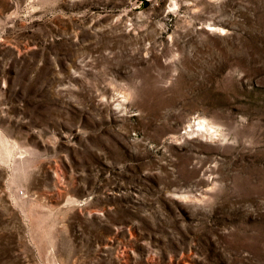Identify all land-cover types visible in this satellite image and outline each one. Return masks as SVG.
Masks as SVG:
<instances>
[{"label": "rangeland", "instance_id": "obj_1", "mask_svg": "<svg viewBox=\"0 0 264 264\" xmlns=\"http://www.w3.org/2000/svg\"><path fill=\"white\" fill-rule=\"evenodd\" d=\"M0 264H264V0H0Z\"/></svg>", "mask_w": 264, "mask_h": 264}, {"label": "bare ground", "instance_id": "obj_2", "mask_svg": "<svg viewBox=\"0 0 264 264\" xmlns=\"http://www.w3.org/2000/svg\"><path fill=\"white\" fill-rule=\"evenodd\" d=\"M198 124L201 125V126H205V125H207L208 123L206 122V119L201 118V119L198 120ZM209 127H212V126L209 125Z\"/></svg>", "mask_w": 264, "mask_h": 264}]
</instances>
